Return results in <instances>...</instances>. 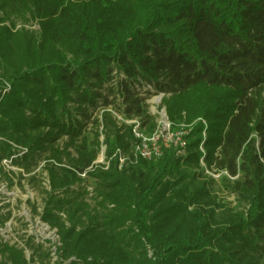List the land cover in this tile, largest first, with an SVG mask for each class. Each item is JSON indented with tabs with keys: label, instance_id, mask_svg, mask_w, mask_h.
Returning <instances> with one entry per match:
<instances>
[{
	"label": "trees",
	"instance_id": "1",
	"mask_svg": "<svg viewBox=\"0 0 264 264\" xmlns=\"http://www.w3.org/2000/svg\"><path fill=\"white\" fill-rule=\"evenodd\" d=\"M0 11L31 12L40 28L0 25V163L13 157L34 182L42 162V219L65 257L264 264V0H0ZM155 95L169 122L191 125L184 154L134 162L130 122L155 130ZM102 146L107 167L88 171ZM0 264L27 262L2 247Z\"/></svg>",
	"mask_w": 264,
	"mask_h": 264
},
{
	"label": "built area",
	"instance_id": "2",
	"mask_svg": "<svg viewBox=\"0 0 264 264\" xmlns=\"http://www.w3.org/2000/svg\"><path fill=\"white\" fill-rule=\"evenodd\" d=\"M158 116L159 120L156 128L151 134H145L141 131L136 121L130 122V124H133L132 133L136 139V144L132 149L134 162L137 160L155 161L160 157L161 150L168 147L176 149L179 156L184 154L188 130L183 126H175L169 122L163 110L158 113ZM118 119L120 118L118 117ZM101 151L102 157L95 161L88 168V171L97 166L107 167L108 163L105 161L103 146ZM12 158L2 160L0 165L4 167L8 163L12 166ZM125 161L126 158L118 152L119 168ZM79 177L84 181L88 178L85 173L80 174ZM43 186L49 191L47 177ZM87 191L91 193L92 189L87 188ZM24 198L23 207H19L20 210L15 212L13 207L21 201V198L0 197V248L9 247L21 251L27 264H41V261L33 253L34 248H39L41 255H44L42 261L44 264H83L82 260L75 256L65 257L63 255L62 243L57 228L42 219L44 211L43 197L40 201H37L35 197ZM60 216L65 217L63 214H60Z\"/></svg>",
	"mask_w": 264,
	"mask_h": 264
},
{
	"label": "rangeland",
	"instance_id": "3",
	"mask_svg": "<svg viewBox=\"0 0 264 264\" xmlns=\"http://www.w3.org/2000/svg\"><path fill=\"white\" fill-rule=\"evenodd\" d=\"M2 20H3V14L0 11V25L6 27L11 32L31 33L36 37L40 33L39 24L33 18L31 12L27 13L22 19H10L5 21ZM146 103L148 106L149 114L152 116L155 124H157V121L159 120L158 113L161 110H163L166 115L165 106L163 104V96L162 95L152 96L146 101ZM182 116L183 119L181 121L178 122L176 121L175 123L172 124H174L175 126H183L185 127V129L188 130L191 125L185 122L184 113H182ZM197 121H199L203 125V127H206V123L204 120L198 119ZM202 135L204 136V133ZM101 157H102V151L100 149L96 161L99 160ZM41 167H42V162L40 163V166L36 168L34 173H32V175L34 174L33 176L35 177L34 182H30L28 180V176L20 175V172L16 168L10 166L8 163L4 165L3 170L5 171L7 177H5L4 175H0V197H20L21 201L17 202L13 207V210L15 212L17 210H20L18 209L19 207L20 208L23 207V201L25 199L24 197H35L37 201H40V199H42L44 195L43 183L46 178V174ZM215 179H217L216 176ZM85 185L87 188L92 189L94 187V181L90 178H86ZM217 195L225 203H228L231 206H235L236 202L234 197L219 192L217 193Z\"/></svg>",
	"mask_w": 264,
	"mask_h": 264
}]
</instances>
